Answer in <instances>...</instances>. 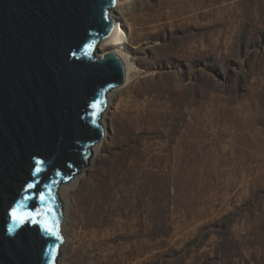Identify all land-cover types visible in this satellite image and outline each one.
Masks as SVG:
<instances>
[{
	"label": "rangeland",
	"instance_id": "rangeland-1",
	"mask_svg": "<svg viewBox=\"0 0 264 264\" xmlns=\"http://www.w3.org/2000/svg\"><path fill=\"white\" fill-rule=\"evenodd\" d=\"M122 3L134 71L107 94L87 164L57 188L58 264H264V0ZM108 53L103 40L96 54ZM98 166L114 207L82 229L62 193Z\"/></svg>",
	"mask_w": 264,
	"mask_h": 264
},
{
	"label": "water",
	"instance_id": "water-1",
	"mask_svg": "<svg viewBox=\"0 0 264 264\" xmlns=\"http://www.w3.org/2000/svg\"><path fill=\"white\" fill-rule=\"evenodd\" d=\"M117 2L0 0V264H53L57 245L59 263L63 240L14 223L12 211L51 208L39 218L62 234L57 188L87 164L107 94L125 80L116 54H96L114 31Z\"/></svg>",
	"mask_w": 264,
	"mask_h": 264
},
{
	"label": "bare ground",
	"instance_id": "bare-ground-1",
	"mask_svg": "<svg viewBox=\"0 0 264 264\" xmlns=\"http://www.w3.org/2000/svg\"><path fill=\"white\" fill-rule=\"evenodd\" d=\"M129 3L130 1L127 2V4ZM122 5H124V3H122V0H118L117 5L110 12V17L114 23V31L112 35L104 39V42L107 47H109L110 49L111 48L114 49V54H116L125 65V69H126L125 80L121 85L122 87L120 89H126L131 82L132 77L130 76V73L134 71V66L129 64V62L127 61L128 59L125 57L124 52H120L125 48V45L129 43V40H127L125 32L119 21L116 18H113L114 17L113 13L121 10ZM105 56H101L100 58L102 59ZM99 148L100 146L97 147L96 151H98ZM76 182L80 183V179L79 178L76 179ZM105 191H106V181L105 178H103L100 166H98L86 179L82 181V186L78 191L72 194H70L67 191H63L62 197L64 199H68L72 201V207L69 216H72L73 219L79 217L80 223L83 227L82 229L90 228L88 221L92 218V216H97L100 213H105V211L107 210V208L105 207L106 202L109 201L110 206L112 208L114 207L115 194L112 195V197H110V199L108 200ZM142 193H140V195ZM129 195L130 194L123 195L120 204L122 207L128 209V211L126 212L127 218L130 221L128 237L130 240L135 241L140 238L141 223L137 222L135 218L137 209L136 208L133 209V202L132 200H129L130 197ZM139 200H143L142 204H144V197L140 198ZM82 240H83L82 244L86 248L92 246L93 245L92 243L94 242L93 238L90 239L85 236Z\"/></svg>",
	"mask_w": 264,
	"mask_h": 264
},
{
	"label": "snow or ice",
	"instance_id": "snow-or-ice-1",
	"mask_svg": "<svg viewBox=\"0 0 264 264\" xmlns=\"http://www.w3.org/2000/svg\"><path fill=\"white\" fill-rule=\"evenodd\" d=\"M94 108H96L97 106L94 105ZM103 105L101 104L99 106V109L102 110ZM38 172L40 171L39 169L37 170ZM34 185H29V188H33ZM41 202L44 203L46 202L45 198L43 196H41ZM26 208V205L24 204H18L12 211V216L14 218V223L23 225L25 223H37V224H41L43 230L51 235L52 237L55 238V240L57 242H62L63 240V236L59 231V225L57 221H44L41 220L39 217L42 216H47L48 214L52 213V209L49 208L47 209V212H37V213H32V212H25L24 209ZM58 254V245L56 247L53 248V264H55V255Z\"/></svg>",
	"mask_w": 264,
	"mask_h": 264
}]
</instances>
